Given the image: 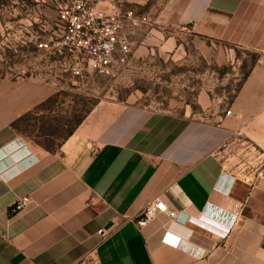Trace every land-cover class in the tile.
Returning a JSON list of instances; mask_svg holds the SVG:
<instances>
[{"label":"crops","instance_id":"crops-1","mask_svg":"<svg viewBox=\"0 0 264 264\" xmlns=\"http://www.w3.org/2000/svg\"><path fill=\"white\" fill-rule=\"evenodd\" d=\"M154 18L190 29L205 57L217 41L264 59V0H168ZM145 30L137 39L150 51L178 48ZM27 92L0 81V264H264V66L252 67L229 115L116 102L92 110L54 152L33 150L11 126ZM237 136L252 145L241 165L224 155ZM155 202L165 211L138 227ZM165 231L181 248L161 243Z\"/></svg>","mask_w":264,"mask_h":264},{"label":"rangeland","instance_id":"rangeland-1","mask_svg":"<svg viewBox=\"0 0 264 264\" xmlns=\"http://www.w3.org/2000/svg\"><path fill=\"white\" fill-rule=\"evenodd\" d=\"M167 1L100 0L101 8L120 4L122 9L146 15L149 21L133 36L131 61L119 74L100 77L85 68L76 77L65 71L68 57H55L37 48L39 41L57 29L60 11L71 0H0V81L27 87L26 112L11 126L21 132L12 127L28 146L41 151L45 145L54 152L82 117L116 102L175 114L189 107L206 120L226 115L244 75L255 65L264 66V59L258 52L217 41H206L214 54L212 58L203 56L194 46L196 39L190 29L154 23ZM144 29L145 37L157 35V31L163 38H175L178 48L172 53L157 46L150 51L148 41L142 44L137 39ZM199 95L209 99L205 108L197 104ZM237 138L240 141L235 145H225L224 155L241 165L252 145Z\"/></svg>","mask_w":264,"mask_h":264},{"label":"built area","instance_id":"built-area-1","mask_svg":"<svg viewBox=\"0 0 264 264\" xmlns=\"http://www.w3.org/2000/svg\"><path fill=\"white\" fill-rule=\"evenodd\" d=\"M100 0H71L59 14L53 33L39 41L37 48L55 57H68L69 69L73 76H80L86 68L100 77L119 74L131 61L133 36L149 19L137 15L122 5L99 6ZM231 109L226 111V115ZM260 175V173H259ZM29 200L18 199L11 213L23 209ZM166 207L160 202L148 204L136 222L138 227L146 225L159 211ZM174 216V213H169ZM226 231L219 236L225 238ZM100 234H103L100 233ZM161 243L172 248H181V238L165 231ZM79 264H91L83 259Z\"/></svg>","mask_w":264,"mask_h":264},{"label":"trees","instance_id":"trees-1","mask_svg":"<svg viewBox=\"0 0 264 264\" xmlns=\"http://www.w3.org/2000/svg\"><path fill=\"white\" fill-rule=\"evenodd\" d=\"M249 75V73H247V74H245L244 75V78H243V81L247 78V76ZM85 118V116L84 117H82L74 126H73V128L72 129H70L69 131H68V133H67V137H66V139L73 133V131H74V129L82 122V120ZM17 132H20L16 127H15V125H13L12 126ZM21 133V132H20ZM65 139V140H66ZM41 146V145H40ZM42 148H43V150H45V151H48V152H53L52 151V149L51 148H49V147H47V146H45V145H42L41 146Z\"/></svg>","mask_w":264,"mask_h":264}]
</instances>
